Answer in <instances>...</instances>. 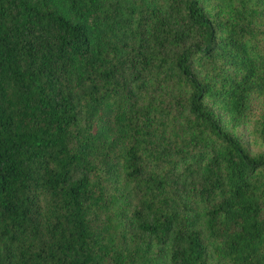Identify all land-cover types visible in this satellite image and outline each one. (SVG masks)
<instances>
[{"label": "trees", "instance_id": "16d2710c", "mask_svg": "<svg viewBox=\"0 0 264 264\" xmlns=\"http://www.w3.org/2000/svg\"><path fill=\"white\" fill-rule=\"evenodd\" d=\"M0 264H264V0H0Z\"/></svg>", "mask_w": 264, "mask_h": 264}, {"label": "rangeland", "instance_id": "374dc122", "mask_svg": "<svg viewBox=\"0 0 264 264\" xmlns=\"http://www.w3.org/2000/svg\"><path fill=\"white\" fill-rule=\"evenodd\" d=\"M257 149H258L257 147H253L252 151H257Z\"/></svg>", "mask_w": 264, "mask_h": 264}]
</instances>
